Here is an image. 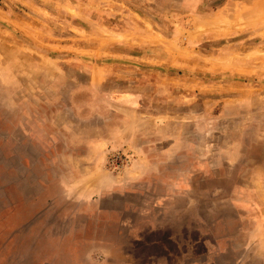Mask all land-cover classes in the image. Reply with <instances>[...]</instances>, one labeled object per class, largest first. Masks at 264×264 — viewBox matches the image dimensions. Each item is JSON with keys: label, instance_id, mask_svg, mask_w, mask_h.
<instances>
[{"label": "rangeland", "instance_id": "rangeland-1", "mask_svg": "<svg viewBox=\"0 0 264 264\" xmlns=\"http://www.w3.org/2000/svg\"><path fill=\"white\" fill-rule=\"evenodd\" d=\"M0 264H264V0H0Z\"/></svg>", "mask_w": 264, "mask_h": 264}]
</instances>
